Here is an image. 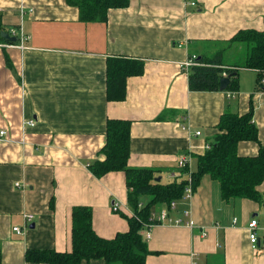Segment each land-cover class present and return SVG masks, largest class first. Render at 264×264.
Masks as SVG:
<instances>
[{"label":"crops","instance_id":"0c3cea01","mask_svg":"<svg viewBox=\"0 0 264 264\" xmlns=\"http://www.w3.org/2000/svg\"><path fill=\"white\" fill-rule=\"evenodd\" d=\"M263 19L264 0H128L109 9L104 22L86 23L66 0H0V132H6L0 136V264H36L25 259L31 249L70 252L75 207L91 209L100 238L128 231L125 217L133 211L125 174L96 178L89 170L105 158L109 120L130 122L128 167L154 169L165 185L196 170L225 113L252 110L257 141L239 142L237 154L256 156L264 145L259 71L238 69L236 92H198L188 89L182 64L190 55L213 58L223 50L221 60L233 65L243 47L224 43L241 30L261 31ZM112 60L142 67L124 80L120 101L107 95ZM181 156L188 159L184 172ZM257 190L264 196V180ZM259 214L264 203L224 202L219 184L204 175L192 199L176 201L169 213L180 225H156L148 240L141 230L151 252L145 264H264V234L256 249L248 241L252 219L264 232Z\"/></svg>","mask_w":264,"mask_h":264},{"label":"trees","instance_id":"16d2710c","mask_svg":"<svg viewBox=\"0 0 264 264\" xmlns=\"http://www.w3.org/2000/svg\"><path fill=\"white\" fill-rule=\"evenodd\" d=\"M66 2L78 8L79 19L85 23L104 22L109 9L124 8L128 4V0H66ZM1 31L0 26V33ZM224 44L228 47L240 45L244 54L233 65H226L221 60L220 54L224 52L223 50L218 51L213 58H197L199 66H193L187 71L190 91H221L220 80L225 73L229 83L223 91L236 92L238 69L264 70V27L261 31H238ZM141 73L140 63L134 66L123 64L119 60L108 62L106 73L108 98L122 100L126 77ZM251 111L243 116L225 113L220 117L217 124L218 133L209 149L197 157L196 170L191 173L193 192L201 178L208 175L219 184L222 201L247 199L259 204L264 203V196L257 190L264 180V145L259 147L258 154L254 157H240L237 154L239 142L257 141V129L252 123ZM129 130V121L109 120L106 125V145L101 150L105 158L102 161L95 160L89 165L90 172L96 178L109 172L125 174L127 202L133 211L131 217H125L128 231L117 234L110 240L100 238L92 229L91 209L75 207L71 211V251L58 253L53 250H27L25 253L27 262L80 264L102 260L105 264H145V259L151 252L140 235L141 230H145V224L156 207L164 206L169 210L171 202L182 199L187 181H174L165 185L156 181L154 169L128 167ZM143 197H148L149 200L139 208ZM261 245L264 249V235ZM257 246H260V243Z\"/></svg>","mask_w":264,"mask_h":264},{"label":"built area","instance_id":"2783aa9c","mask_svg":"<svg viewBox=\"0 0 264 264\" xmlns=\"http://www.w3.org/2000/svg\"><path fill=\"white\" fill-rule=\"evenodd\" d=\"M12 33L14 34V30H12ZM19 34H20V41L22 42L25 39V37H24V35L22 34L21 31L19 32ZM196 59L197 58H196L195 55H190L185 60V62L182 64L183 68L186 71H188V69L193 67V66H199V63L196 62ZM259 75H260V78H259L258 87L262 91V93L264 94V70L259 71ZM222 76H223V78H226V74L225 73H223ZM28 126L29 127L34 126V123L33 122H29ZM4 135H6V132L5 131H1L0 132V136H4ZM196 135L197 136L200 135V132H196ZM209 147L210 146L208 145L206 148L209 149ZM177 166H178L179 169L186 171L188 169V159H187V157L186 156L179 157L178 160H177ZM186 181H187V183H186V186H185L184 191H183L182 199L183 200H191L192 197H193L194 192H193V189H192V181H191V173H190V171L187 172ZM172 209L173 210L176 209V202L175 201L170 203L169 210L166 208V209L160 210L159 212L151 214L148 223L145 224V230H144V239L145 240L150 239V231L156 225L167 224V225H176L177 226V225L181 224L180 219H172V218H170L169 213H170V211ZM113 210L117 211L118 207L114 205L113 206ZM183 217L185 219H187V222L185 223L187 225V227L193 229L195 225H194L193 220L190 219L189 211L185 210L183 212ZM26 218H27V221H31L32 220V216L31 215L26 216ZM247 230H248V241H249L250 245L252 246V248L256 249L257 245H259V243H260V238H259V236L257 234V231L259 230V224H258L257 220L252 219L248 223ZM13 231L16 234H21L22 233V230L20 228H18V227H14ZM205 236H206V234L202 233V237H205Z\"/></svg>","mask_w":264,"mask_h":264},{"label":"water","instance_id":"95a60500","mask_svg":"<svg viewBox=\"0 0 264 264\" xmlns=\"http://www.w3.org/2000/svg\"><path fill=\"white\" fill-rule=\"evenodd\" d=\"M228 83H229V78L228 77L222 78L220 80V87H219V89L221 91L225 90V88L227 87ZM156 181L159 182L160 181V178H157Z\"/></svg>","mask_w":264,"mask_h":264},{"label":"rangeland","instance_id":"374dc122","mask_svg":"<svg viewBox=\"0 0 264 264\" xmlns=\"http://www.w3.org/2000/svg\"><path fill=\"white\" fill-rule=\"evenodd\" d=\"M257 218L260 220V221H262L263 220V218H264V216L262 215V214H259L258 216H257ZM257 234H258V236H262L263 234H264V232L263 231H261V230H258L257 231ZM212 259H210V261H211ZM200 264H202V263H200Z\"/></svg>","mask_w":264,"mask_h":264}]
</instances>
